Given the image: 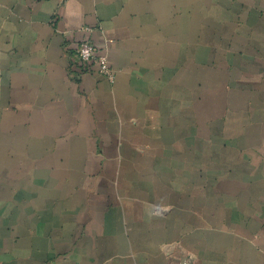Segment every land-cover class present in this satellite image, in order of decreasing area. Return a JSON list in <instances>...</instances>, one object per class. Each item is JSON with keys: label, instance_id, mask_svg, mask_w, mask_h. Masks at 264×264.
I'll return each mask as SVG.
<instances>
[{"label": "crops", "instance_id": "0c3cea01", "mask_svg": "<svg viewBox=\"0 0 264 264\" xmlns=\"http://www.w3.org/2000/svg\"><path fill=\"white\" fill-rule=\"evenodd\" d=\"M0 264H264V0H0Z\"/></svg>", "mask_w": 264, "mask_h": 264}, {"label": "built area", "instance_id": "2783aa9c", "mask_svg": "<svg viewBox=\"0 0 264 264\" xmlns=\"http://www.w3.org/2000/svg\"><path fill=\"white\" fill-rule=\"evenodd\" d=\"M76 58L83 71H89L91 67L96 65L98 67V74L110 82L115 80L116 73L110 66L108 54H100L91 42L84 41L80 44L76 51Z\"/></svg>", "mask_w": 264, "mask_h": 264}]
</instances>
